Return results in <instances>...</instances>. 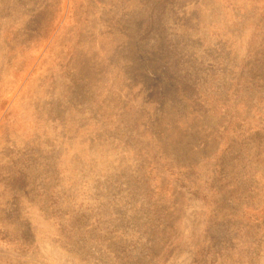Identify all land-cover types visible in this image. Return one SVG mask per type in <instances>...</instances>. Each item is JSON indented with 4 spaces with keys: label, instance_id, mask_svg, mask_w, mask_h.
I'll list each match as a JSON object with an SVG mask.
<instances>
[{
    "label": "rangeland",
    "instance_id": "obj_1",
    "mask_svg": "<svg viewBox=\"0 0 264 264\" xmlns=\"http://www.w3.org/2000/svg\"><path fill=\"white\" fill-rule=\"evenodd\" d=\"M0 264H264V0H0Z\"/></svg>",
    "mask_w": 264,
    "mask_h": 264
},
{
    "label": "trees",
    "instance_id": "obj_2",
    "mask_svg": "<svg viewBox=\"0 0 264 264\" xmlns=\"http://www.w3.org/2000/svg\"><path fill=\"white\" fill-rule=\"evenodd\" d=\"M22 177H20V179H21ZM195 262H196V260H195Z\"/></svg>",
    "mask_w": 264,
    "mask_h": 264
}]
</instances>
